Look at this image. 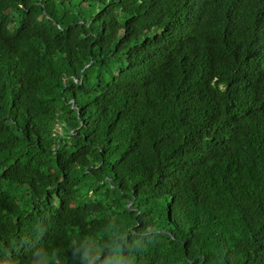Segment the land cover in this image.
<instances>
[{
  "label": "trees",
  "instance_id": "1",
  "mask_svg": "<svg viewBox=\"0 0 264 264\" xmlns=\"http://www.w3.org/2000/svg\"><path fill=\"white\" fill-rule=\"evenodd\" d=\"M0 264H264V0H0Z\"/></svg>",
  "mask_w": 264,
  "mask_h": 264
}]
</instances>
